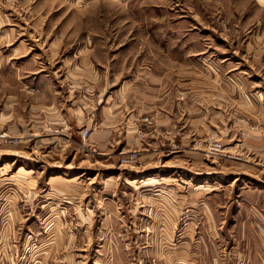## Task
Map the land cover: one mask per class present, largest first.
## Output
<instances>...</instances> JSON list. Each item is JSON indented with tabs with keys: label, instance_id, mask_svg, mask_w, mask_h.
<instances>
[{
	"label": "rangeland",
	"instance_id": "rangeland-1",
	"mask_svg": "<svg viewBox=\"0 0 264 264\" xmlns=\"http://www.w3.org/2000/svg\"><path fill=\"white\" fill-rule=\"evenodd\" d=\"M263 199L264 0H0V264H264Z\"/></svg>",
	"mask_w": 264,
	"mask_h": 264
},
{
	"label": "crops",
	"instance_id": "crops-1",
	"mask_svg": "<svg viewBox=\"0 0 264 264\" xmlns=\"http://www.w3.org/2000/svg\"><path fill=\"white\" fill-rule=\"evenodd\" d=\"M82 63L84 65H86L87 67L93 66V62H91L90 59H88L86 61H85V59H83L82 61H80V64H82ZM85 73H86L85 77L89 78V74L91 73V71H87ZM82 74H83V72L81 73V75ZM99 84L100 83H96V85H98V87L100 89ZM122 89H123V84L120 86V88H118L117 92H122ZM157 90H158V88H153L152 90H149L148 92L151 93V95H153ZM102 93L101 94H100V92L97 93L98 94V99H97L98 104L102 101V96H103V100L105 99V97H104L105 92L103 91ZM151 95L149 94V97ZM163 95H164V93L159 98H157V100L161 101V108L155 106L152 110V111H155V112L160 113L162 115L164 114V107L166 109V105H164V103H163V101H164L163 100L164 97H162ZM114 97H115V101L112 103V106L109 105L108 107H105V105L102 104V106H100V109L96 112V116H95L96 120H95L94 128H93L94 131L92 133L93 140L96 143V146H102L105 143V141H107L106 139L109 137V135L111 133L114 134V132L117 129H119V128H116L115 124L112 128L111 123L109 124L106 121L108 119L107 116H109L111 113H113L116 117H118V115L121 114L120 112L116 113L117 111H115V108H117V107L120 108L121 107L120 104L123 102V101L119 100V98H121V95H120V93H119V95H115V96L112 95L109 97V99L110 98L114 99ZM36 100H38V99H36ZM92 100H93V97L88 96L86 98V107L83 109H80V110H69L67 108L66 109L63 108V106H68L66 100H63L61 98L60 99L55 98L54 96H53L52 101H50V103L47 106L43 105L41 103V101H38L37 104L34 105V107L36 108L34 120H38V118H40L39 120L43 124H45V123L52 124L51 127L53 130L51 129V132L59 129L60 123H62V122H63V124H61L62 127L60 130H73L75 128V126L77 124H79L80 121H78V120L83 119L84 122L86 120H88V110L87 109L90 108L88 105L92 102ZM73 117H75V118H73ZM87 123H89V122H87ZM45 126H46V124H45ZM48 128L49 127H47V129ZM39 129H43V126H41ZM109 132H111V133H109ZM62 135H64V134H62ZM65 135L67 136L69 134L67 133ZM59 139L64 140V138H57V140H59ZM113 139L116 140L115 136L113 137ZM116 144H114V145H116ZM211 162H213V161H211ZM262 202L264 203V199L262 200ZM217 237L219 238V235ZM220 237L223 238V240L232 239V236L231 235L229 236V234H222Z\"/></svg>",
	"mask_w": 264,
	"mask_h": 264
},
{
	"label": "bare ground",
	"instance_id": "bare-ground-1",
	"mask_svg": "<svg viewBox=\"0 0 264 264\" xmlns=\"http://www.w3.org/2000/svg\"><path fill=\"white\" fill-rule=\"evenodd\" d=\"M211 151V150H210ZM212 152H214L213 153V155H217L216 153H219L220 152V150H215V149H213V151ZM215 157H217V156H215Z\"/></svg>",
	"mask_w": 264,
	"mask_h": 264
},
{
	"label": "built area",
	"instance_id": "built-area-1",
	"mask_svg": "<svg viewBox=\"0 0 264 264\" xmlns=\"http://www.w3.org/2000/svg\"><path fill=\"white\" fill-rule=\"evenodd\" d=\"M213 149H215V150H219V149H216V148H213Z\"/></svg>",
	"mask_w": 264,
	"mask_h": 264
}]
</instances>
